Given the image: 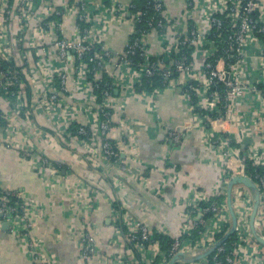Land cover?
Listing matches in <instances>:
<instances>
[{"label": "crops", "instance_id": "1", "mask_svg": "<svg viewBox=\"0 0 264 264\" xmlns=\"http://www.w3.org/2000/svg\"><path fill=\"white\" fill-rule=\"evenodd\" d=\"M78 1L36 0L32 8L37 17H46L50 14L51 2L72 7L71 13L62 21L63 37L72 39L76 33L74 11ZM200 1L195 0L198 4ZM132 2L88 0L91 18L96 25L93 33H99L104 48L112 54L110 65L98 79L105 78L112 85L109 140L117 146L119 165L102 160L96 139L93 151L89 152L79 146L69 130L72 125H94L98 118L89 80L76 71L73 54L59 61L56 49L47 47V60L54 69H64L69 78V93L61 96L63 105L60 109L46 112L39 105L44 79L32 70L34 64L27 60L24 66L31 69L29 74L38 84L36 90L29 84L24 90V108L20 112L15 110L9 100L0 95V188L16 194L23 202L34 204L30 233L39 241L37 250L49 256L51 264L135 263L131 253L133 247L125 237L128 229L120 222L111 203L114 208L120 203L125 212L150 232L178 239L192 233L195 228L189 229L191 225L203 224V217H199L200 211L196 208L198 203L217 202L220 211L204 223L202 236L182 243L191 247L187 254L198 253L215 241V235L225 233L231 224L225 206L226 189L229 175L239 173L241 159L237 154L224 156L218 146L219 139L230 133L239 139L241 151L264 143L261 36L255 34L248 39L239 63L241 81L255 85L258 93L247 92L240 98L233 109V120L215 123V130L201 124L197 118L198 110L192 108L183 93V87L190 79L188 74H172L167 85L153 90V93L138 90L142 84L141 71L132 63L119 59L131 31ZM112 4L121 5L123 12H111L109 7ZM186 4V0H165L164 3L165 15L175 22L180 36H184L188 27V22H182ZM192 15V21L201 26L204 14L198 5ZM9 27L13 33L19 34L14 20L10 21ZM173 39L172 34L149 33L146 39L149 54L167 57L165 51L175 45ZM206 40L205 46L192 54V67L197 72L204 53L211 46ZM28 45L30 42L24 40L22 50L30 52ZM169 62V57L164 58L166 67ZM26 81L30 83V80ZM199 104L203 106L204 102L199 101ZM171 132H176L177 140L170 136ZM245 138H249L251 144L243 147ZM7 143L32 148L54 167V175L48 176L46 169H40L17 151L7 149ZM49 184L53 186L51 189H48ZM231 195L237 217V230L233 234L236 239L232 243L237 262L264 264V246L253 238L250 229L252 191L237 184L232 187ZM216 198L218 201H214ZM185 227L186 232L182 233ZM253 227L264 238V199L260 192ZM13 230L8 215L0 216V264H44L23 246ZM86 234L94 240V253L83 261L80 244ZM146 257L149 260V254Z\"/></svg>", "mask_w": 264, "mask_h": 264}, {"label": "built area", "instance_id": "2", "mask_svg": "<svg viewBox=\"0 0 264 264\" xmlns=\"http://www.w3.org/2000/svg\"><path fill=\"white\" fill-rule=\"evenodd\" d=\"M34 1L36 0H0V62L6 65V67H2L0 64V95L9 100L15 110L20 112L24 108L25 105L22 101L24 90L29 85L36 90L38 84L35 77L29 74L31 69L24 66V62L27 60L34 64L32 70H35L44 79L45 87L40 94L39 105L46 112L60 109L63 105L61 96L69 93V78L64 69H54L51 62L47 60V47L53 46L56 49V57L59 61L65 59L67 55L73 54L76 71L86 81L89 80V87L93 91L95 113L98 118L94 125H78L76 133L72 135L79 146L89 152L93 151L94 142L98 141V152L102 160L119 165L117 146L109 140V133L112 129V85H103L100 99L95 94V90L101 84V79L99 80L98 76L110 65L112 54L104 48L99 33H93L96 25L91 18L88 0L78 1L74 11L76 33L72 39L63 37L62 26L63 18L69 12L71 13L72 7L58 6L55 2H51L48 8L50 14L46 17H37V13L32 8ZM186 2L187 8L182 22H188V27L184 36L178 34L175 22L165 15V0H147L143 6L144 10L136 9V6L131 4L130 9L133 10L131 31L126 49L119 59L129 64V57L137 55L140 61L137 62V65L135 64V67L141 71V79L160 75L166 80L165 86L172 74H188L190 79L183 87L185 97L190 103L193 99L196 100V103L191 106L195 111L198 110L197 118L201 124L212 126L217 130L214 127L215 123L233 120L231 119L234 114L233 109L240 98L247 92L258 93V88L255 85H248L241 81L239 63L246 42L255 34L261 36L264 58V0H201L199 4L195 0H186ZM196 5L204 14L201 26L192 21L194 15L192 12ZM109 10L122 13L123 7L119 4H112ZM150 10V14H147ZM14 12L16 13L14 14ZM13 20L14 24L18 25L19 34L13 33L9 27L10 21ZM189 21H192V24ZM81 24L85 26L81 27ZM27 29L28 34H26ZM149 33L172 34L174 37L175 45L165 51L169 57V67L164 64V58L166 60L167 57H152L149 54L146 41ZM43 35L45 39L42 38ZM206 39L211 42V46L204 53L202 65L197 72L192 67V54L195 50L205 46L204 40ZM24 40L30 42L28 45L30 48L27 49L30 52L22 50ZM177 55L179 56L176 57ZM25 78L30 80V83ZM199 101L204 102V105L199 104ZM216 109L220 112H215ZM27 121L30 122L28 118ZM170 136L174 140L178 139L176 132H171ZM219 140V145L218 140L216 142L223 150L224 156L230 157L232 154H237L240 157L239 139L229 133L223 135ZM233 145H237V147H233ZM5 147L17 151L19 155L26 157L33 164L36 163L40 169H46L49 172L48 176L54 175V167L47 159L37 155L32 148L27 146L20 148L10 143L5 144ZM244 151L252 165L264 168V143L258 147L249 146ZM244 166L241 160L239 173L230 174L229 179L236 175L248 176L257 185L264 199V173L253 174L251 177L245 173ZM50 173L52 174L50 175ZM52 187L49 184L48 189ZM12 197L19 198L16 194L0 188V213L9 216L10 222L14 226V234L23 246L31 251L34 258L41 260L44 264H51L49 263L50 257H46L38 251L39 241L30 233V217L31 212L35 209L34 204L23 202L19 198V204L9 206ZM198 204L196 208H198ZM111 205L113 211L118 214L120 222L128 229L125 237L133 247L131 253L134 264H166L177 253L187 254L191 249V247L184 246L179 240L172 243L169 253L161 251L158 242L145 247L143 242H147L149 239V229L125 212L120 203L116 208L113 203ZM219 211V205L211 204L200 211V215L203 217L204 213L212 212L216 216ZM195 226L196 224H193L189 229H194ZM184 232H186V227L183 228L182 233ZM93 241V238L87 234L81 238L80 256L83 261L88 260L94 253ZM211 245L200 249V251ZM147 254H149V260H147ZM206 263L239 264L235 252L231 250L226 253L222 244L206 258Z\"/></svg>", "mask_w": 264, "mask_h": 264}, {"label": "trees", "instance_id": "3", "mask_svg": "<svg viewBox=\"0 0 264 264\" xmlns=\"http://www.w3.org/2000/svg\"><path fill=\"white\" fill-rule=\"evenodd\" d=\"M146 1L147 0H133L132 4L136 6V9L144 10L143 6H144ZM130 11L133 12L132 9H130ZM150 12H151V10L148 11L147 14H150ZM84 26L85 25L81 24V27H84ZM178 56L179 55H177L176 57H178ZM128 60L130 61V63H132V65L134 64V66H135V64L137 65L138 64L137 62L140 61V59L137 57V55L130 56ZM0 64L2 65V67H6L5 64H3L1 62H0ZM104 84L110 85L108 80L103 78L101 80L100 87L95 90V94L98 96V99H100V97H101V91L104 88L103 87ZM165 84H166V80L163 77H161L160 75H154L151 78H144L142 80V84L140 86H138V90L139 91L148 90V91L152 92L153 90H158V89L163 88L165 86ZM195 103H196V100L193 99L191 104H195ZM77 128H78L77 125H72L69 128L71 134H75ZM233 147H237V145H233ZM240 159L243 161V163L245 165L244 166V171H245V173L247 175L253 177V174L261 175V174L264 173V168L259 167V166H254V165H252V163L250 161H248V158L246 157L244 150L240 152ZM214 201H218L217 198L214 199ZM19 202H20L19 198L12 197L10 202H9V206H15V205L19 204ZM211 204H217V202L216 203H199L197 209L199 211H202L204 208L210 206ZM213 217H214V214L212 212L204 213L203 222L204 223L205 222H209L211 220V218H213ZM204 223L203 224H197V226L195 227V229L192 231L191 234L183 235V236L179 237L178 239H172V238H170L168 236H165V235H162V234H159V233L150 232L148 241L147 242H143V245H145V247H146V246H150V244H152L154 242H158L160 250L164 251L166 253H169L171 245H172V243L175 240H179L180 243H183L184 241H186L188 239H192L193 238V239L196 240V239L200 238L202 236V234H203V225H204ZM226 229H227V227L225 228V231H226ZM223 234L224 233H220V234L215 235V237H214L215 241L219 240L222 237ZM235 239H236L235 235H231L222 244L224 246L225 250H226V253H229L231 250H233L232 243L235 241Z\"/></svg>", "mask_w": 264, "mask_h": 264}, {"label": "water", "instance_id": "4", "mask_svg": "<svg viewBox=\"0 0 264 264\" xmlns=\"http://www.w3.org/2000/svg\"><path fill=\"white\" fill-rule=\"evenodd\" d=\"M251 140L249 138H245L243 141L242 146H249L251 143ZM241 184L245 187L249 188L252 191L253 194V211L250 215V229L253 238L262 246H264V238L257 234L255 232V229L253 227V221L255 219V214L257 212V208L259 206V190L257 185L246 175H236L234 177H231L227 183V189H226V203L225 206L230 214L231 217V224L228 228V230L222 235V237L214 242L211 246L204 249L203 251H200L199 253L193 254V255H187L184 253H177L174 255L169 261L168 264H176L177 262H182L185 264L188 263H195L200 262V264H207L206 258L210 256L221 244L225 242V240L233 235L235 231L237 230V217L233 211L232 207V187L234 185ZM0 216H3V214L0 213ZM201 217V215H199ZM9 218V216H8Z\"/></svg>", "mask_w": 264, "mask_h": 264}]
</instances>
